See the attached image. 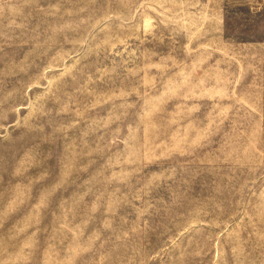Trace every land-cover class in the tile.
I'll list each match as a JSON object with an SVG mask.
<instances>
[{
  "label": "rangeland",
  "instance_id": "obj_1",
  "mask_svg": "<svg viewBox=\"0 0 264 264\" xmlns=\"http://www.w3.org/2000/svg\"><path fill=\"white\" fill-rule=\"evenodd\" d=\"M0 264H264V0H0Z\"/></svg>",
  "mask_w": 264,
  "mask_h": 264
}]
</instances>
